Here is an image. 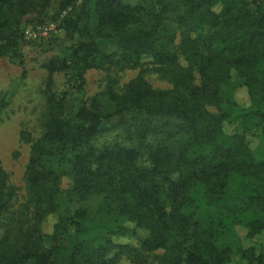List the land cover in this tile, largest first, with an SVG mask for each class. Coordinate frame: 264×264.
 Wrapping results in <instances>:
<instances>
[{
  "label": "trees",
  "instance_id": "trees-1",
  "mask_svg": "<svg viewBox=\"0 0 264 264\" xmlns=\"http://www.w3.org/2000/svg\"><path fill=\"white\" fill-rule=\"evenodd\" d=\"M151 1L0 0V58L23 65L20 18L45 23L56 3L60 15L72 7L61 25L79 36L48 64L43 133L22 132L31 143L26 200L0 158V264H225L232 249L216 243L222 227L242 223L249 237L264 231V160L247 139L264 133V0ZM167 16L173 30L162 25ZM97 58L141 71L125 83L111 77L89 95ZM150 65L170 88L146 79ZM57 72L65 77L60 91ZM231 78L243 79L248 103L219 95ZM225 120L242 132H225ZM113 131L129 143L97 145ZM93 195L108 223L69 218L75 231L64 246L63 198ZM241 255L264 264L255 246Z\"/></svg>",
  "mask_w": 264,
  "mask_h": 264
},
{
  "label": "rangeland",
  "instance_id": "rangeland-1",
  "mask_svg": "<svg viewBox=\"0 0 264 264\" xmlns=\"http://www.w3.org/2000/svg\"><path fill=\"white\" fill-rule=\"evenodd\" d=\"M149 3L152 1L149 0ZM158 9L159 5H156L150 14L155 15ZM70 12H72V7L60 15L59 6L56 3L49 11V17L45 23H33L34 15L20 18L27 39L23 46L24 64L21 65L19 60L12 56L0 58V103L4 105L0 112V158L9 174L11 183L17 189L19 201L26 200L28 197L25 168L31 146V143L23 138L22 132H30L34 139L43 133L42 118L46 105L44 90L50 77L48 64L60 53L61 45H69L79 40L77 35H67L61 25L62 17ZM150 19L151 24H155V20ZM147 21H149L148 17ZM162 25L169 30L176 28L168 16L163 20ZM178 41L179 38L176 42L178 43ZM108 50L110 49L108 48ZM144 60L149 61L150 58L147 57ZM140 71L141 68L121 69L97 58L92 62L87 73L88 94L94 95L101 92L111 77L119 79L120 83H125L137 76ZM144 74L146 79L156 88L164 90L172 86L169 79L153 68L152 65L145 70ZM54 81V89L60 91L65 88L63 72L55 73ZM242 82V78H231L223 82L219 95L223 99L235 98L239 103H248L247 90L241 85ZM209 109L213 112L218 111L216 105H210ZM223 126L227 133L242 132V125L236 121L225 120ZM247 139L257 160H264V133L261 136L248 133ZM115 142L129 143L121 131H113L101 136L97 140V145ZM71 186V179H64L63 189L67 190ZM101 201L102 198L99 195H93L84 201H69L63 198L64 225L60 234V241L64 246L69 244L75 231V225L70 223L69 218H78L84 224L87 221H98L99 219L108 223V215L102 207ZM51 229V226L44 224L46 232H50ZM248 230L249 228L242 223L228 224L221 228L216 243L223 248L232 249L225 264H246L241 254L242 249L249 246H255L258 251H264V231L249 237ZM122 264L131 263L125 259Z\"/></svg>",
  "mask_w": 264,
  "mask_h": 264
}]
</instances>
